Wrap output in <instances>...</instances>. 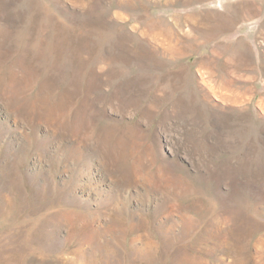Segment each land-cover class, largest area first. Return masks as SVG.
Returning <instances> with one entry per match:
<instances>
[{
    "label": "rangeland",
    "instance_id": "374dc122",
    "mask_svg": "<svg viewBox=\"0 0 264 264\" xmlns=\"http://www.w3.org/2000/svg\"><path fill=\"white\" fill-rule=\"evenodd\" d=\"M0 264H264V0H0Z\"/></svg>",
    "mask_w": 264,
    "mask_h": 264
}]
</instances>
